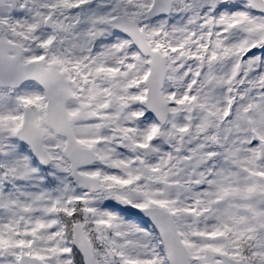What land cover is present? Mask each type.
I'll return each mask as SVG.
<instances>
[{
  "label": "snow or ice",
  "instance_id": "obj_1",
  "mask_svg": "<svg viewBox=\"0 0 264 264\" xmlns=\"http://www.w3.org/2000/svg\"><path fill=\"white\" fill-rule=\"evenodd\" d=\"M0 264H264V0H0Z\"/></svg>",
  "mask_w": 264,
  "mask_h": 264
}]
</instances>
